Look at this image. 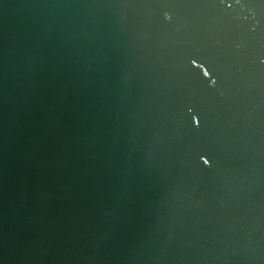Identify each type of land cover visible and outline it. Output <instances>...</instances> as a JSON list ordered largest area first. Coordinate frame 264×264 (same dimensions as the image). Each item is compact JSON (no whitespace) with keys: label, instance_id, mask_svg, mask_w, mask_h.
Here are the masks:
<instances>
[{"label":"water","instance_id":"obj_1","mask_svg":"<svg viewBox=\"0 0 264 264\" xmlns=\"http://www.w3.org/2000/svg\"><path fill=\"white\" fill-rule=\"evenodd\" d=\"M0 264H264V0H0Z\"/></svg>","mask_w":264,"mask_h":264},{"label":"snow or ice","instance_id":"obj_2","mask_svg":"<svg viewBox=\"0 0 264 264\" xmlns=\"http://www.w3.org/2000/svg\"><path fill=\"white\" fill-rule=\"evenodd\" d=\"M229 6H231V5H229Z\"/></svg>","mask_w":264,"mask_h":264}]
</instances>
